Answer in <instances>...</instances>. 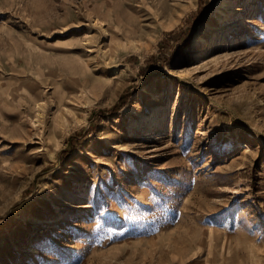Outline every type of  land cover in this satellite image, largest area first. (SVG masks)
<instances>
[{
	"label": "rangeland",
	"instance_id": "obj_1",
	"mask_svg": "<svg viewBox=\"0 0 264 264\" xmlns=\"http://www.w3.org/2000/svg\"><path fill=\"white\" fill-rule=\"evenodd\" d=\"M0 264H264V0H0Z\"/></svg>",
	"mask_w": 264,
	"mask_h": 264
},
{
	"label": "trees",
	"instance_id": "obj_2",
	"mask_svg": "<svg viewBox=\"0 0 264 264\" xmlns=\"http://www.w3.org/2000/svg\"><path fill=\"white\" fill-rule=\"evenodd\" d=\"M203 14H204V12H203V10H202V8L200 7L197 11H196V13H195V15H196V17H198L197 19H196V21H200L201 20V17L203 16ZM184 36V35H183ZM190 37H191V35H190V32L188 33H186V39L185 40H182V42H184V44L190 39ZM184 44L182 45V46H184ZM148 61H149V59H148ZM144 70V67H142L141 68V71H143ZM149 74H147V76H148ZM124 100H125V97H124V99L122 100V102H121V104L124 102ZM121 104L119 103L118 105H116L115 106V110H117L118 108H120V106H121ZM76 134L75 135H73V136H71L70 137V139H69V145H70V147H73L76 143H73V141H75V139H76ZM64 154H67V151L65 150L64 151Z\"/></svg>",
	"mask_w": 264,
	"mask_h": 264
},
{
	"label": "bare ground",
	"instance_id": "obj_3",
	"mask_svg": "<svg viewBox=\"0 0 264 264\" xmlns=\"http://www.w3.org/2000/svg\"><path fill=\"white\" fill-rule=\"evenodd\" d=\"M66 44V43H65ZM29 251H33V249L32 248H29Z\"/></svg>",
	"mask_w": 264,
	"mask_h": 264
}]
</instances>
